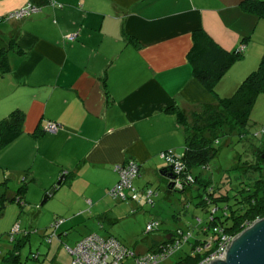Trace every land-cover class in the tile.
<instances>
[{
  "label": "crops",
  "instance_id": "obj_1",
  "mask_svg": "<svg viewBox=\"0 0 264 264\" xmlns=\"http://www.w3.org/2000/svg\"><path fill=\"white\" fill-rule=\"evenodd\" d=\"M248 2L0 0L5 58L0 119L16 110L24 114L22 134L0 149L1 216L7 201L21 199L24 205L53 198L48 193L62 176L55 192H64L67 205L50 222L61 220L58 240L67 238L71 224L96 218L105 222L103 230L106 223L123 219L125 208L135 213L132 208L143 204V190L169 182L159 155L185 151V132L174 111L190 115L217 103L193 76L188 61L193 32L203 30L228 52L244 45L242 58L215 87L219 98L233 95L258 68L264 18L247 11ZM29 3L41 10L25 18L8 17ZM73 34L77 38L68 40ZM49 123L59 130L46 132ZM130 159L140 166L137 188L125 202L115 200L111 206L105 195L118 181L115 167ZM150 221L146 218L145 225ZM85 232L97 235L94 228ZM172 233L160 231L140 255ZM136 248L130 251L138 257Z\"/></svg>",
  "mask_w": 264,
  "mask_h": 264
},
{
  "label": "trees",
  "instance_id": "obj_2",
  "mask_svg": "<svg viewBox=\"0 0 264 264\" xmlns=\"http://www.w3.org/2000/svg\"><path fill=\"white\" fill-rule=\"evenodd\" d=\"M244 8L255 13L257 17L264 18V2L249 0L248 3H245ZM192 38L193 45L188 53V61L193 76L215 96L217 103L215 106L201 107L199 112L190 115H186L182 111H174L178 124L185 132V151L181 157L176 156L175 158L184 165L185 174L190 175L193 179L192 184L179 192H185L188 187L193 185L202 188L203 193L199 195L196 207L204 210L210 208L211 212L205 225L198 228L199 232L193 233V230L183 231L181 229L173 231V233L178 231L190 234L186 243L190 245L189 253L179 257L173 264L200 263L206 255L215 250L221 237L234 236L254 220L264 217V159L261 158L264 153V143L253 150L254 161L241 160L237 166L236 170H240L244 180L231 194L221 195L214 192V189L207 190L211 183L210 179L193 174V170L196 168L207 169L208 164L219 151L216 144L220 139L233 133L241 140H246L247 135L255 139L264 135L262 132L264 127L260 132L250 131L252 126L250 116L253 106L259 95L264 94V54L258 68L243 80L233 95L228 98H219L215 93L218 81L235 62L242 58L243 54L225 51L212 41L203 30L194 31ZM4 65V52L0 51V68L5 71ZM23 123L24 114L18 110L11 112L6 118L0 119V149L22 134ZM163 171L170 172L168 167ZM25 181L26 179L23 180V186L19 189L20 193L25 189ZM167 188L174 191L171 188L170 179ZM133 189L135 191L134 187ZM148 191L152 195L146 199L153 205L156 194L153 190L146 188L143 190V195H146ZM17 201V204L22 206L21 199ZM218 212H220L219 215ZM152 221L158 223V227L155 229L157 230L160 223L156 220ZM13 235L12 233L10 236L11 243L14 242ZM202 236L203 238H201ZM28 237L29 232H26L20 241L14 242L13 249L2 256L0 264H19L21 261L19 249L26 243ZM45 238H49L48 235H45ZM173 240L172 238L171 241L164 240L154 244V248H151L150 252L164 248ZM208 244L210 246L206 248Z\"/></svg>",
  "mask_w": 264,
  "mask_h": 264
},
{
  "label": "rangeland",
  "instance_id": "obj_3",
  "mask_svg": "<svg viewBox=\"0 0 264 264\" xmlns=\"http://www.w3.org/2000/svg\"><path fill=\"white\" fill-rule=\"evenodd\" d=\"M241 46L244 47V45ZM250 117L253 122H251L250 131L253 133L256 131L260 132L262 127H264V94L259 95L257 98ZM262 143H264V135L258 139L247 135L246 140H241L234 133L226 136L216 144L219 147V151L210 161L207 169L196 168L193 170V174H199L210 179L211 183L207 190L214 189V192L221 195L231 194L232 191L238 188L239 183L244 180L240 170H236L237 166L241 160L254 161L255 156L252 152ZM174 156L181 157L182 155ZM159 159L164 166L167 164L166 159L162 156L159 155ZM135 180L133 181V187L137 188V181L135 182ZM160 185L161 188H158L157 182L150 185L151 190L156 194L153 199L154 205L148 203L146 195H142L143 204L139 206L141 209L132 208L136 210L135 213L131 212L128 209L129 207L125 208L120 215L123 219L112 225L106 223L107 227H104L103 230H101L100 224L104 225L105 222L96 218L88 219L84 223L82 221V223L77 225L71 224L69 225V234L63 240H58L57 234L50 238V241L49 238H45V235L49 237L53 231L51 228L53 223L50 225L53 220V213L58 215L66 208L67 203L63 191L54 192L53 198L49 200L45 201L42 199L37 203L32 202V204H22V206L15 203L10 204L7 201L2 209V216H0V262L2 256L13 249V243L20 241L26 232H29V237L19 249L21 258L19 264H70V255L67 249L73 248L72 246L76 245L75 242H79L83 237L85 238L87 235L85 231L91 228H94L97 231L96 234L102 238L112 234L117 241L131 251L137 247L135 255L145 253L152 244V238L159 235L160 231L181 229L183 231L193 230V233L199 232L198 228L201 225H205L211 212L210 208L204 210L196 207V203L199 200L198 197L203 193L202 188L193 185L188 187L185 192H179L168 190L166 181H162ZM105 199L111 206L117 204L115 200L107 195H105ZM217 214L219 215L220 212ZM146 218L149 220L155 219L160 223L158 232H145ZM14 228H16V232H14ZM46 228L48 229L46 230ZM57 230H55V233ZM12 233L14 234L13 243L10 242ZM174 234L176 235V233H172L168 240L171 241L172 238L174 239L177 236ZM189 251V245L186 244L181 250H177L168 261L161 264L174 263L179 257L188 254ZM124 264H135L133 257L125 259Z\"/></svg>",
  "mask_w": 264,
  "mask_h": 264
},
{
  "label": "built area",
  "instance_id": "obj_4",
  "mask_svg": "<svg viewBox=\"0 0 264 264\" xmlns=\"http://www.w3.org/2000/svg\"><path fill=\"white\" fill-rule=\"evenodd\" d=\"M40 10V7L29 3L26 7L9 14L8 17L17 19L25 18L28 15L39 12ZM76 38L77 34H73L67 39L74 41ZM243 50L244 47L241 46L236 50V53L241 54ZM44 130L48 133H56L59 130V126L54 123H49L46 125ZM262 132H264V129ZM160 156L166 159V165L169 168L171 175V188L173 190L182 191L185 186H189L193 183L192 177L185 174L182 162L175 158L170 151L162 153ZM115 171L118 175V181L108 191V195L113 200L125 202L128 199V193L134 192L133 181L139 176V165L134 160H128L122 165H117L115 167ZM151 195L152 193L150 191L146 193L147 198ZM149 203L151 202L149 201ZM60 223L61 220L55 221L51 225L53 231L49 235V241L50 238L55 236V230L58 228ZM157 227L158 223L152 221L145 226V232L150 233ZM14 232H16V228H14ZM176 235V237L174 236L175 238L172 243H169L164 248L148 252L138 257H135L130 249L123 246L115 238L111 237L103 239L95 234L86 236L77 242L73 248L67 249V251L70 255V264H124L125 259L129 257H133L135 264H161L171 258L181 246L186 244L190 236L188 233L183 234L178 231L176 232ZM232 238V235L221 237L215 250L206 255L198 264H205L216 257L222 256ZM209 246V244L206 245V248Z\"/></svg>",
  "mask_w": 264,
  "mask_h": 264
},
{
  "label": "water",
  "instance_id": "obj_5",
  "mask_svg": "<svg viewBox=\"0 0 264 264\" xmlns=\"http://www.w3.org/2000/svg\"><path fill=\"white\" fill-rule=\"evenodd\" d=\"M261 158L264 159V153ZM62 182L63 176L50 189L48 196L52 195ZM205 264H264V217L254 220L234 235L222 256Z\"/></svg>",
  "mask_w": 264,
  "mask_h": 264
}]
</instances>
